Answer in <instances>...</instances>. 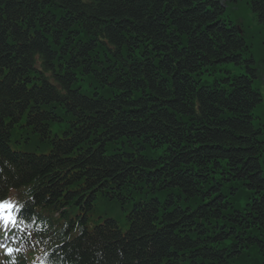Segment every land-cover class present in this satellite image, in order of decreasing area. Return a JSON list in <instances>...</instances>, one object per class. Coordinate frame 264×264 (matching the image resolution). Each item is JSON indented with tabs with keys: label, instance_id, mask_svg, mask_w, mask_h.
Here are the masks:
<instances>
[{
	"label": "trees",
	"instance_id": "obj_1",
	"mask_svg": "<svg viewBox=\"0 0 264 264\" xmlns=\"http://www.w3.org/2000/svg\"><path fill=\"white\" fill-rule=\"evenodd\" d=\"M228 2L0 0V190L71 203L61 222L133 202L125 233L78 223L61 264H264L260 74L202 84L249 48Z\"/></svg>",
	"mask_w": 264,
	"mask_h": 264
},
{
	"label": "rangeland",
	"instance_id": "obj_2",
	"mask_svg": "<svg viewBox=\"0 0 264 264\" xmlns=\"http://www.w3.org/2000/svg\"><path fill=\"white\" fill-rule=\"evenodd\" d=\"M225 6V13L222 18L228 23L233 22L242 26V31L246 39L248 49L242 52V60L240 63L224 62L219 64L212 76L204 74L202 84L215 85L217 81L221 84H226L223 80L226 77H236L241 74L252 77L248 68H251L256 74L259 73L258 78H254L253 86L258 88L263 96L262 103L255 109V123L260 120L264 123V25L259 22L254 12L245 4V0H228ZM65 122H55L52 125L53 133L63 136V130L66 128ZM264 138V136H263ZM264 171V157L261 160ZM127 209L131 208L130 203H125ZM102 211L106 210V205L101 203L99 205ZM127 211L117 212L115 217L119 220L122 228H128Z\"/></svg>",
	"mask_w": 264,
	"mask_h": 264
},
{
	"label": "snow or ice",
	"instance_id": "obj_3",
	"mask_svg": "<svg viewBox=\"0 0 264 264\" xmlns=\"http://www.w3.org/2000/svg\"><path fill=\"white\" fill-rule=\"evenodd\" d=\"M20 209L14 205L12 202L8 200L0 201V222L7 227L8 225H12L15 227L17 225L19 219ZM23 223V221H20ZM0 247H5L4 245H0ZM14 251H19L10 247L6 248V255H12ZM15 264V261H13Z\"/></svg>",
	"mask_w": 264,
	"mask_h": 264
}]
</instances>
